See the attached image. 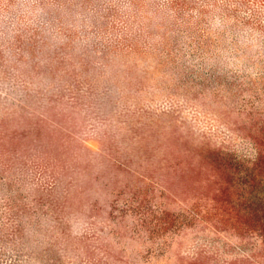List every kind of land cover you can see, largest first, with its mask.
<instances>
[{"label": "rangeland", "instance_id": "1", "mask_svg": "<svg viewBox=\"0 0 264 264\" xmlns=\"http://www.w3.org/2000/svg\"><path fill=\"white\" fill-rule=\"evenodd\" d=\"M0 264H264V0H0Z\"/></svg>", "mask_w": 264, "mask_h": 264}]
</instances>
